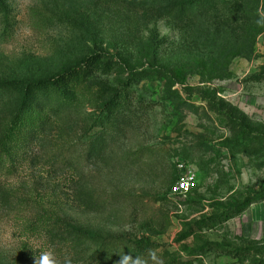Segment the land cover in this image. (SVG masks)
<instances>
[{"label":"rangeland","instance_id":"rangeland-1","mask_svg":"<svg viewBox=\"0 0 264 264\" xmlns=\"http://www.w3.org/2000/svg\"><path fill=\"white\" fill-rule=\"evenodd\" d=\"M44 255L264 264V0H0V264Z\"/></svg>","mask_w":264,"mask_h":264},{"label":"built area","instance_id":"built-area-1","mask_svg":"<svg viewBox=\"0 0 264 264\" xmlns=\"http://www.w3.org/2000/svg\"><path fill=\"white\" fill-rule=\"evenodd\" d=\"M176 178L170 185L168 193L172 197H185L189 194L197 179V170L194 166L182 159L175 162Z\"/></svg>","mask_w":264,"mask_h":264},{"label":"trees","instance_id":"trees-1","mask_svg":"<svg viewBox=\"0 0 264 264\" xmlns=\"http://www.w3.org/2000/svg\"><path fill=\"white\" fill-rule=\"evenodd\" d=\"M175 178H176V175H175ZM175 178H174V180H175ZM174 180H173V182H174ZM190 197L191 196L189 194H187L185 196L183 202H186L188 199H190ZM241 210L242 209H238L237 207L226 208L223 212V216H224L223 219H228V218L234 216V213H239ZM54 222L57 225H59L61 228L65 229L66 232L68 233L69 237H71L72 239L83 240V238H82L84 236L83 232H80L78 229H74L73 227L66 224L64 221H62L60 219L54 218Z\"/></svg>","mask_w":264,"mask_h":264},{"label":"clouds","instance_id":"clouds-1","mask_svg":"<svg viewBox=\"0 0 264 264\" xmlns=\"http://www.w3.org/2000/svg\"><path fill=\"white\" fill-rule=\"evenodd\" d=\"M40 264H50V261H49V257H48V255H44V256L41 258ZM121 264H127V257H124V258L121 260Z\"/></svg>","mask_w":264,"mask_h":264}]
</instances>
